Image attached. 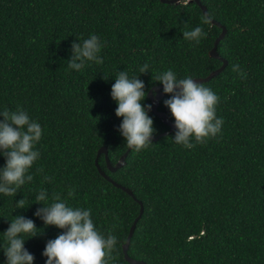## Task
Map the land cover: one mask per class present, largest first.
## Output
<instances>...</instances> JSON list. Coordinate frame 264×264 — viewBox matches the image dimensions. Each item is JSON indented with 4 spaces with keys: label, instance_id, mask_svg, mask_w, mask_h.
<instances>
[{
    "label": "trees",
    "instance_id": "trees-1",
    "mask_svg": "<svg viewBox=\"0 0 264 264\" xmlns=\"http://www.w3.org/2000/svg\"><path fill=\"white\" fill-rule=\"evenodd\" d=\"M200 1L210 23H202L205 13L196 0H0V111L22 108L42 128L34 146L40 157L27 173L33 180L16 196L0 194V264L7 261L3 232L19 215L39 228L36 237H25V247L34 264H46L47 241L64 230L35 215L44 206L35 201L41 191L47 205L59 195L70 207L91 209L96 229L118 239L109 264H131L123 244L140 202L133 258L147 264H264V0ZM212 19L227 29L217 49L228 64L201 83L219 97L222 130L205 144L193 138L187 149L174 141L178 129L162 134L170 127L151 109L158 139L147 149L130 150L116 171L104 153L98 157L102 170L134 198L96 163L102 146L113 166L129 149L112 85L120 71L139 76L146 106L153 105L149 91L163 85L155 81L159 73L208 76L223 64L210 56L223 31ZM195 27L207 33L199 44L183 38ZM93 34L104 45L103 63L69 69L73 42ZM145 64L149 71L140 73ZM237 64L243 77L233 71ZM171 95L164 92L158 109L175 122L164 103ZM5 164L0 151V168ZM23 198L27 208H16Z\"/></svg>",
    "mask_w": 264,
    "mask_h": 264
},
{
    "label": "clouds",
    "instance_id": "clouds-1",
    "mask_svg": "<svg viewBox=\"0 0 264 264\" xmlns=\"http://www.w3.org/2000/svg\"><path fill=\"white\" fill-rule=\"evenodd\" d=\"M202 23H210L207 14L202 17ZM206 35L201 27L183 31V38L195 44H199ZM103 46L94 34L82 42H73L68 68L82 71L88 62L102 64L99 53ZM148 71V64L140 68V73ZM233 71L244 76L238 64L233 66ZM155 81L162 82L163 91L172 94L164 103L175 118L178 129L174 137L176 144L191 149L194 147L190 142L193 138L196 143L205 144L221 132L224 121L216 115L219 97L212 89L192 77L179 79L171 69L156 75ZM111 96L118 105L116 115L123 118L119 131L126 139L127 147L135 153L147 149L157 129L148 114L153 106L142 103L148 96L145 82L139 76L130 78L126 71H120L112 85ZM0 116L3 117L0 120V151L6 157L5 166L0 168V194L16 196L26 181L33 180V176L27 173L40 157L34 146L42 138V128L22 108L15 111L5 108L0 111ZM54 199L56 202L47 205L44 203L46 192L41 191L35 196L36 203L44 204L35 215L45 225L64 230L57 238L47 241L43 252L47 257L46 264H109L118 244L117 237L109 233L105 238L96 229L90 208L70 207L61 201L59 195ZM16 208H27L24 198L16 202ZM38 229L34 220L23 215L11 220L10 226L3 232L6 264H34L35 257L26 249L25 237H36L40 234Z\"/></svg>",
    "mask_w": 264,
    "mask_h": 264
},
{
    "label": "water",
    "instance_id": "water-1",
    "mask_svg": "<svg viewBox=\"0 0 264 264\" xmlns=\"http://www.w3.org/2000/svg\"><path fill=\"white\" fill-rule=\"evenodd\" d=\"M163 2H168V3H173V2H186V1H192V0H162ZM197 3L201 6V8L203 9L204 13L205 14H208V9H207V6H205L204 4H202V2L200 0H196ZM212 23L213 24H216L218 26H221L223 28V31L222 33L220 34V36L216 39V42H215V45L214 47L210 50V56L211 57H215V58H219L223 61V64L221 65L220 68L212 71L208 76L206 77H196V78H193L194 81L196 82H205V81H209L210 79H212L213 77H215L216 75H218L220 72H222L227 64H228V60L223 58L219 52H218V43L219 41L226 35V32H227V29L225 26H223L221 23H219L218 21L212 19ZM163 85H156L154 86L150 91H149V97L150 99L152 100L153 102V107H152V110L153 112L160 118L162 119L165 123H167L170 127L169 131H166L162 134H167L169 132H172L176 129V126H175V122H172L170 119H169V115L165 112H162V111H159L158 109V105L161 101V99L163 98L164 96V92H163ZM155 91V93H154ZM152 139H158V136H153ZM130 149H128L120 158V160L117 162V164L115 166L112 165V163L110 162V159H109V156H108V149L106 146H102L99 151H98V155H97V158H96V163L98 164V157L102 154V153H105L106 155V161H107V164H108V167L110 168V170L112 171H116L118 168L122 167L125 163H126V157L129 153ZM99 166V169H100V172L102 175L105 176V178H107L109 181H111L114 185H116L117 187L119 188H122L123 190H125L127 193L131 194L134 198H136L135 194L133 193V191L129 188V187H126L120 183H118L117 181L113 180L104 170H102V168ZM141 204V209H140V213L139 215L135 218L131 228H130V231H129V234L127 236V239H126V242L123 244V252H124V255H125V258L128 262H130L131 264H147V262H145L144 260H139V259H136V258H133L132 256H130L129 254V247H130V244H131V239H132V236L134 235V232H135V229L137 227V223L139 221V219L141 218L142 214H143V211H144V206L142 204V202H140Z\"/></svg>",
    "mask_w": 264,
    "mask_h": 264
}]
</instances>
